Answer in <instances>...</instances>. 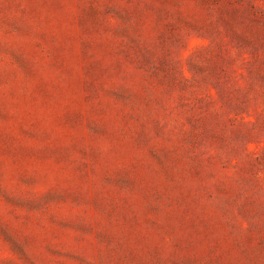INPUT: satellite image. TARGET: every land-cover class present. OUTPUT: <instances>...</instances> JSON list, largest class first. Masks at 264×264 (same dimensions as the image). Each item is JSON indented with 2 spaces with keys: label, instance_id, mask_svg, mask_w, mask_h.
<instances>
[{
  "label": "rangeland",
  "instance_id": "374dc122",
  "mask_svg": "<svg viewBox=\"0 0 264 264\" xmlns=\"http://www.w3.org/2000/svg\"><path fill=\"white\" fill-rule=\"evenodd\" d=\"M0 264H264V0H0Z\"/></svg>",
  "mask_w": 264,
  "mask_h": 264
}]
</instances>
